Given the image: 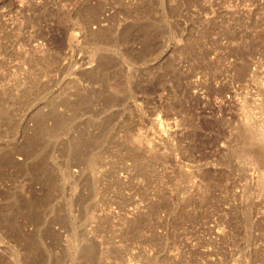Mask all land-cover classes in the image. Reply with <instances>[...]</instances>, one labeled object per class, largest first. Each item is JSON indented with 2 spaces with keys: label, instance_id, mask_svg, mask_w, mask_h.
Returning <instances> with one entry per match:
<instances>
[{
  "label": "rangeland",
  "instance_id": "rangeland-1",
  "mask_svg": "<svg viewBox=\"0 0 264 264\" xmlns=\"http://www.w3.org/2000/svg\"><path fill=\"white\" fill-rule=\"evenodd\" d=\"M263 136L264 0H0V264H264Z\"/></svg>",
  "mask_w": 264,
  "mask_h": 264
},
{
  "label": "bare ground",
  "instance_id": "bare-ground-1",
  "mask_svg": "<svg viewBox=\"0 0 264 264\" xmlns=\"http://www.w3.org/2000/svg\"><path fill=\"white\" fill-rule=\"evenodd\" d=\"M262 144H263V146H262V148H261V152H262V154L264 155V136L262 137ZM90 163V162H89ZM89 163H88V165H89Z\"/></svg>",
  "mask_w": 264,
  "mask_h": 264
}]
</instances>
